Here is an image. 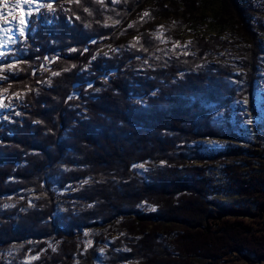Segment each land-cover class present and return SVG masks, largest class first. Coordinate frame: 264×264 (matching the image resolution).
Masks as SVG:
<instances>
[{
    "label": "trees",
    "instance_id": "trees-1",
    "mask_svg": "<svg viewBox=\"0 0 264 264\" xmlns=\"http://www.w3.org/2000/svg\"><path fill=\"white\" fill-rule=\"evenodd\" d=\"M158 1L178 10L189 0ZM190 2L200 10L201 0ZM217 2L213 33L192 31L182 65L142 64L145 55L125 42L143 24L114 27L96 0H55L0 61L10 109L0 117V264H217L256 255L229 234L250 241L260 232L240 220L264 219V127L251 124L249 138L232 128L226 138L239 143L221 149L200 142L218 137L211 109L230 106L229 120L246 98L257 116L264 28L242 0ZM131 3L138 0L126 1V12ZM233 20L235 34L222 38ZM228 50L229 66H201ZM133 236L141 239L132 252L114 251Z\"/></svg>",
    "mask_w": 264,
    "mask_h": 264
},
{
    "label": "rangeland",
    "instance_id": "rangeland-1",
    "mask_svg": "<svg viewBox=\"0 0 264 264\" xmlns=\"http://www.w3.org/2000/svg\"><path fill=\"white\" fill-rule=\"evenodd\" d=\"M44 0H40L42 3ZM100 1L101 0H96ZM126 1L128 0H118V2L114 3L113 0H102L100 7L102 6L101 13L106 14L110 23L117 27L119 24L117 22H124V25L131 26L130 24L133 23L135 20H138V25H142L143 27V34L139 37L134 36L127 38L126 44H132L131 46L134 47L136 53H141L145 56H138L139 60L142 61V64L147 65L150 63H156L157 65L164 64L163 62L171 63L175 62L176 64H184L187 63V59L189 58L190 54H187L189 42L193 39L192 31H196V34L199 36H208L209 34L213 33L210 27L211 21L209 20L213 13L219 10L217 0H201L202 6L200 10L195 12L194 5L191 6L190 0L185 5H181V8L176 10V4L170 2H165V5L162 2L159 3L158 0H138V4L131 3L130 8L131 11L126 12ZM142 1V4H140ZM196 0H192L195 3ZM245 6L251 5L252 10L249 12V17L251 19L259 18L262 22V27L264 28V0H242ZM173 6H170V4ZM16 4V0H8L6 2V10L5 11V18L1 23L9 21L13 18L16 10H14L11 6ZM169 4V5H168ZM163 5L166 9L165 12L162 10L161 6ZM188 5V6H187ZM33 8V14L36 13V5L31 6ZM194 9V10H193ZM153 10V12H152ZM128 11V10H127ZM12 12V15L8 17V13ZM147 12L149 15L144 16L143 14ZM15 18H20V12H17ZM32 14V15H33ZM24 15V14H23ZM151 17H158V18H150ZM200 18H207V20H199ZM187 20V21H186ZM228 20V17H225V21ZM136 22V21H135ZM235 20H233V24L228 22L225 24V30L221 32L222 38L230 39L234 30H236V26H234ZM183 23L185 26H183ZM145 26V27H144ZM264 30V29H263ZM34 35V34H33ZM236 37L240 40L243 39V35L241 31L237 32ZM182 39V40H181ZM259 41L261 42L262 46L264 47V32L260 31L258 36ZM11 39L9 40V42ZM113 47H110L108 50L111 51ZM9 49H6L4 52H8ZM117 51V49H115ZM9 51L8 53H10ZM234 54L232 51L228 50L225 55H222L221 58H210L204 59V62L201 64L202 67L205 69H216V67H224L229 66V61H232L234 58ZM199 68H201L199 66ZM225 67L224 69H226ZM143 68H140L141 71ZM212 72V71H211ZM215 76L217 74L212 72ZM258 80L255 83V101H256V111L257 116H251L247 111V99L242 98L235 100L233 107L228 113L231 115L229 120H226L224 116V111L228 110L230 106L225 107L223 109L217 108L211 109L210 112V123L215 126L217 129L216 132L218 137H214L212 139L201 140L200 143H203L206 147H214L217 149H221L223 146L227 144H234L237 145V141L230 140L227 137L231 132H233L232 128L236 129L234 131H240L243 136L249 138L251 124H258L259 127H264V68L260 71ZM224 79V85H228L229 87L233 84L232 79L227 80ZM241 87V85H240ZM0 102H3V108H0V115L1 113L7 112V101L4 97L0 98ZM225 103H223L224 105ZM222 105V106H223ZM221 106V107H222ZM220 107V108H221ZM103 153V152H102ZM232 159L229 160L231 162ZM195 166H203V164H194ZM193 165V166H194ZM221 199V198H218ZM229 199V198H227ZM230 201V200H228ZM264 215V213H263ZM227 219L230 218L229 216L226 217ZM261 219L251 221L247 218L244 220H240L243 222L244 225L248 226L250 224L253 230L257 229L260 232L255 231V238L251 239L250 241L244 239L238 231L231 232L229 234L230 238H234L235 236L241 238L237 241L235 240V245H243L245 244L246 248L249 251L255 252V256L252 254H244L248 260H246L241 255L231 254L227 257L221 259L220 262L217 264H264V219L262 223L260 222ZM230 223H234L235 219L230 218ZM251 221V222H250ZM262 236H261V235ZM134 240L132 241H124L122 246H116L114 251H128L132 252L133 249L131 246L136 244V240H140V236H133ZM260 237V238H259ZM116 236H112L110 238V242ZM120 241V239H116ZM121 242V241H120ZM90 244H88L89 246ZM103 249L99 251V257L102 258ZM258 251V252H257ZM12 253H7L6 256L12 255ZM32 259L26 260L22 264H31Z\"/></svg>",
    "mask_w": 264,
    "mask_h": 264
},
{
    "label": "snow or ice",
    "instance_id": "snow-or-ice-1",
    "mask_svg": "<svg viewBox=\"0 0 264 264\" xmlns=\"http://www.w3.org/2000/svg\"><path fill=\"white\" fill-rule=\"evenodd\" d=\"M113 2L116 3L118 2V0H113ZM0 5H6V0H0ZM32 5H36L35 10L37 12L41 8H47L49 11L54 10L52 3L43 4V3H40V0H16V4L12 5L11 7L16 11L23 12L24 15H22L18 21L13 20L10 22H16L20 25L19 31L21 32V34H23V28L27 25L28 18L31 17L33 14V8L31 7ZM8 15H12V12H9ZM143 15L147 16L149 15V13L145 12ZM4 19H5V14L3 12H0V20H4ZM0 30L10 31L9 29H0ZM3 55L4 53L0 52V56H3ZM9 67H13V66L9 65ZM0 71H2V69H0ZM3 106H4L3 102H0V108H3Z\"/></svg>",
    "mask_w": 264,
    "mask_h": 264
},
{
    "label": "bare ground",
    "instance_id": "bare-ground-1",
    "mask_svg": "<svg viewBox=\"0 0 264 264\" xmlns=\"http://www.w3.org/2000/svg\"><path fill=\"white\" fill-rule=\"evenodd\" d=\"M2 29H9V27H4ZM0 33H2V36H1L2 38H1L0 44L2 45L4 43V41L6 43H9V40L12 38V36H11L12 35V32H10V31H3L2 30V32H0Z\"/></svg>",
    "mask_w": 264,
    "mask_h": 264
}]
</instances>
